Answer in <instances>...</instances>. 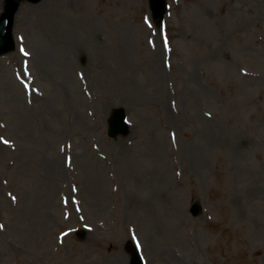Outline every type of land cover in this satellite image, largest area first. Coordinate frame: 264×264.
I'll return each mask as SVG.
<instances>
[{
    "label": "rangeland",
    "instance_id": "374dc122",
    "mask_svg": "<svg viewBox=\"0 0 264 264\" xmlns=\"http://www.w3.org/2000/svg\"><path fill=\"white\" fill-rule=\"evenodd\" d=\"M157 13L19 5L0 55V264H129L131 245L144 264H264V0ZM114 108L129 129L111 140Z\"/></svg>",
    "mask_w": 264,
    "mask_h": 264
},
{
    "label": "water",
    "instance_id": "95a60500",
    "mask_svg": "<svg viewBox=\"0 0 264 264\" xmlns=\"http://www.w3.org/2000/svg\"><path fill=\"white\" fill-rule=\"evenodd\" d=\"M20 0H5V10L0 17V52L9 50L12 48V41H10L11 26L13 24V17L17 11V6ZM36 2L38 0H28ZM155 4H158L159 9L163 7L162 0H152ZM160 18V15L158 16ZM124 114L122 111H114L111 120L109 121L108 136L114 137L118 133H126V125L124 122ZM191 214L196 215L198 213L197 205L193 204L191 207ZM132 264H140L137 257H134Z\"/></svg>",
    "mask_w": 264,
    "mask_h": 264
},
{
    "label": "bare ground",
    "instance_id": "6f19581e",
    "mask_svg": "<svg viewBox=\"0 0 264 264\" xmlns=\"http://www.w3.org/2000/svg\"><path fill=\"white\" fill-rule=\"evenodd\" d=\"M73 48H74V47H73ZM79 53H80V51L78 50V51H77V54H79ZM73 54L75 55V51H73ZM157 54H159V52H158ZM53 169H54V171H56V172L60 171V169H59V167H58L57 164H54V165H53Z\"/></svg>",
    "mask_w": 264,
    "mask_h": 264
},
{
    "label": "snow or ice",
    "instance_id": "6c2138e0",
    "mask_svg": "<svg viewBox=\"0 0 264 264\" xmlns=\"http://www.w3.org/2000/svg\"><path fill=\"white\" fill-rule=\"evenodd\" d=\"M6 143V142H5Z\"/></svg>",
    "mask_w": 264,
    "mask_h": 264
}]
</instances>
